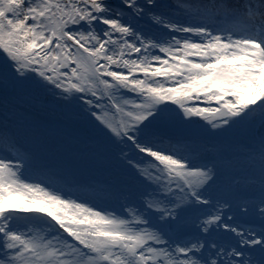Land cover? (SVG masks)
I'll use <instances>...</instances> for the list:
<instances>
[{
  "label": "snow or ice",
  "instance_id": "6c2138e0",
  "mask_svg": "<svg viewBox=\"0 0 264 264\" xmlns=\"http://www.w3.org/2000/svg\"><path fill=\"white\" fill-rule=\"evenodd\" d=\"M0 264H264V0H0Z\"/></svg>",
  "mask_w": 264,
  "mask_h": 264
},
{
  "label": "rangeland",
  "instance_id": "374dc122",
  "mask_svg": "<svg viewBox=\"0 0 264 264\" xmlns=\"http://www.w3.org/2000/svg\"><path fill=\"white\" fill-rule=\"evenodd\" d=\"M24 106L30 113L39 118L46 125V132L51 137H59L66 132H71L73 129L78 128L79 125L74 121H69L65 115L63 109L50 100L44 97H37L34 99H27ZM38 105L44 108L46 115L40 116L38 112ZM258 122V121H257ZM256 122V125H257ZM243 132V131H240ZM238 132V133H240ZM237 134V133H236ZM226 139V138H225ZM242 140L245 139L241 138ZM29 147L35 148L34 144L26 142ZM47 159L44 161L47 164V168L41 169L45 173H52L53 176L66 179L69 177L70 180H77L82 183L87 182L93 187V180H95V173H100L86 165H71L68 164L64 158L59 155L47 153ZM72 181L69 182L71 186Z\"/></svg>",
  "mask_w": 264,
  "mask_h": 264
},
{
  "label": "bare ground",
  "instance_id": "6f19581e",
  "mask_svg": "<svg viewBox=\"0 0 264 264\" xmlns=\"http://www.w3.org/2000/svg\"><path fill=\"white\" fill-rule=\"evenodd\" d=\"M24 106H27L26 104H24ZM38 112L40 116L46 115V111L44 110V108H41V106L38 105ZM259 129V127L257 128ZM242 134V133H241ZM233 138H237L239 139V135L235 134V136H229L226 137L227 140H225V142H229L231 141ZM47 174V175H46ZM42 173L40 170H35L33 171L30 175V180L31 181H40L43 182V184H47L50 185L49 179L50 177L53 176L52 173ZM109 177L107 175L101 174V173H95V180L93 181V187L92 188H88L86 186H79L80 187V196L82 198H92L96 195L95 191H94V186L97 180H104V179H108ZM63 185V184H60ZM53 187V186H52ZM65 193H69V192H65Z\"/></svg>",
  "mask_w": 264,
  "mask_h": 264
}]
</instances>
